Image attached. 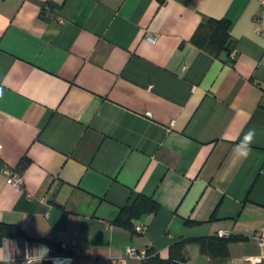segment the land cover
I'll use <instances>...</instances> for the list:
<instances>
[{"label": "crops", "instance_id": "obj_1", "mask_svg": "<svg viewBox=\"0 0 264 264\" xmlns=\"http://www.w3.org/2000/svg\"><path fill=\"white\" fill-rule=\"evenodd\" d=\"M262 1L0 0V223L21 231L2 237L21 251L26 242L46 245L69 264H112L127 246L167 258L181 241L180 264L258 256ZM210 18L231 22L233 58L192 41ZM253 128L250 154L239 159L237 145ZM6 166L22 168L20 188ZM140 194L158 209L134 219V231L114 223ZM220 230L239 239L213 259L197 239ZM58 242L86 255H65Z\"/></svg>", "mask_w": 264, "mask_h": 264}, {"label": "trees", "instance_id": "obj_2", "mask_svg": "<svg viewBox=\"0 0 264 264\" xmlns=\"http://www.w3.org/2000/svg\"><path fill=\"white\" fill-rule=\"evenodd\" d=\"M230 26L231 22L226 18H210L199 25L192 36V41L198 47L214 56H218L225 51L231 57L230 53L233 50L234 39L230 34ZM17 170L22 172V168ZM158 207V204L151 197L140 194L130 205L121 208L114 223L133 230L134 219L144 213L154 212ZM8 231L13 232V235H18L21 232L15 225L0 223V237L4 236ZM236 239H239V237L231 235L220 237L215 234V236L199 238L197 241L201 252L208 254L213 259H223L228 255V244ZM184 243L185 241H181L172 244L167 258H161L157 252L147 248L145 249V255L141 257L142 264H180L186 261L183 252Z\"/></svg>", "mask_w": 264, "mask_h": 264}, {"label": "built area", "instance_id": "obj_3", "mask_svg": "<svg viewBox=\"0 0 264 264\" xmlns=\"http://www.w3.org/2000/svg\"><path fill=\"white\" fill-rule=\"evenodd\" d=\"M264 3V1H262ZM48 8V5L45 6ZM258 21V20H257ZM149 40L153 41L154 38L148 36ZM231 58L235 56V50L233 49L230 53ZM261 63L264 64V55H262ZM4 172L7 175V181L17 187L20 188L23 184V176L22 172L18 171L17 169H11V167H4ZM137 232H144L146 227L139 225L135 227ZM220 237H228L230 235V232L227 230H220L216 233ZM251 238L255 241H257L261 246V253L258 256H247L245 258V264H259L261 262H264V226L254 230V232L251 234ZM59 247L61 250L65 253V255H86V250L82 247L75 245V244H67L66 242H58ZM27 246V242H26ZM146 251L143 250H136L134 247L127 246L122 252L115 256L109 257V260L112 264H118L123 263L128 257H143L145 255ZM60 258H64L63 256H56ZM98 263L102 262V259L99 258L97 260Z\"/></svg>", "mask_w": 264, "mask_h": 264}, {"label": "clouds", "instance_id": "obj_4", "mask_svg": "<svg viewBox=\"0 0 264 264\" xmlns=\"http://www.w3.org/2000/svg\"><path fill=\"white\" fill-rule=\"evenodd\" d=\"M256 136V130L249 129L244 134L240 144L237 145L236 155L239 159H246L251 151V144ZM243 147V151H239ZM51 249L46 245L25 246L21 251L20 245L16 240L8 237H0V264H16V257L23 256L21 264H43L46 259H52L53 264H64L67 258L49 257Z\"/></svg>", "mask_w": 264, "mask_h": 264}, {"label": "water", "instance_id": "obj_5", "mask_svg": "<svg viewBox=\"0 0 264 264\" xmlns=\"http://www.w3.org/2000/svg\"><path fill=\"white\" fill-rule=\"evenodd\" d=\"M70 263V260H66L65 262H64V264H69Z\"/></svg>", "mask_w": 264, "mask_h": 264}]
</instances>
